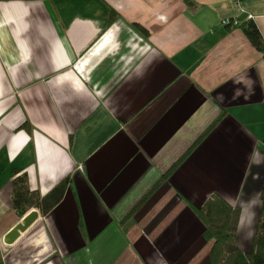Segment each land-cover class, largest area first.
Listing matches in <instances>:
<instances>
[{
    "label": "crops",
    "instance_id": "crops-1",
    "mask_svg": "<svg viewBox=\"0 0 264 264\" xmlns=\"http://www.w3.org/2000/svg\"><path fill=\"white\" fill-rule=\"evenodd\" d=\"M249 16L264 38V0H0V264H209L195 209L214 196L251 252L264 56L222 24ZM22 174L42 198L70 183L21 216Z\"/></svg>",
    "mask_w": 264,
    "mask_h": 264
},
{
    "label": "trees",
    "instance_id": "trees-1",
    "mask_svg": "<svg viewBox=\"0 0 264 264\" xmlns=\"http://www.w3.org/2000/svg\"><path fill=\"white\" fill-rule=\"evenodd\" d=\"M235 26L242 29L251 44L264 56V38L256 23L247 20ZM69 183L70 180L65 179L48 196L42 198L38 192L29 189L26 174L17 176L13 180V207L21 216H24L29 208H36L43 216L47 215L62 200ZM260 198L261 215L253 249L246 253L236 242L240 208H233L222 198L214 196L202 207L195 209L197 217L204 226V238L213 242L209 264H264V186Z\"/></svg>",
    "mask_w": 264,
    "mask_h": 264
},
{
    "label": "water",
    "instance_id": "water-1",
    "mask_svg": "<svg viewBox=\"0 0 264 264\" xmlns=\"http://www.w3.org/2000/svg\"><path fill=\"white\" fill-rule=\"evenodd\" d=\"M39 218L38 210L34 209L28 213L22 220L21 223L16 225L9 234L5 237V243L12 244L15 242L23 232L28 230Z\"/></svg>",
    "mask_w": 264,
    "mask_h": 264
},
{
    "label": "clouds",
    "instance_id": "clouds-1",
    "mask_svg": "<svg viewBox=\"0 0 264 264\" xmlns=\"http://www.w3.org/2000/svg\"><path fill=\"white\" fill-rule=\"evenodd\" d=\"M234 83L237 84V85L245 84V87H247V84L245 83V78H244V77H241V78L235 80ZM243 91H244V90H243L242 88L237 87L236 90H235V92H234V94H233V99H236V98H238L240 95H242V94H243ZM216 99H217L218 101H220V103H223V102L225 101L226 98H225L224 95L221 93L219 96L216 97Z\"/></svg>",
    "mask_w": 264,
    "mask_h": 264
},
{
    "label": "built area",
    "instance_id": "built-area-1",
    "mask_svg": "<svg viewBox=\"0 0 264 264\" xmlns=\"http://www.w3.org/2000/svg\"><path fill=\"white\" fill-rule=\"evenodd\" d=\"M236 1H237L238 3H240L242 0H236ZM248 18H249V20H251V19H252V16H249ZM238 23H239V22L234 21V20H225V21L222 22V24H223L224 26L238 25Z\"/></svg>",
    "mask_w": 264,
    "mask_h": 264
}]
</instances>
